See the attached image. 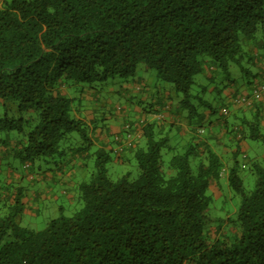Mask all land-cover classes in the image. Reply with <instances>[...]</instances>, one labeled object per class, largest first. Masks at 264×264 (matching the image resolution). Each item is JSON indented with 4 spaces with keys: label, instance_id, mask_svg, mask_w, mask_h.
<instances>
[{
    "label": "trees",
    "instance_id": "obj_1",
    "mask_svg": "<svg viewBox=\"0 0 264 264\" xmlns=\"http://www.w3.org/2000/svg\"><path fill=\"white\" fill-rule=\"evenodd\" d=\"M140 65L172 83L187 116L206 125L196 123L191 139L175 144L155 123L135 131L127 123L131 157L91 153L87 118L66 87L132 81ZM237 67L248 88L264 80V0H0V135H22L26 163L45 158L60 169L72 146L64 142L78 132L95 162L78 186L82 208L41 230L17 220L24 188L0 179V264H264V165L243 144L264 143V97L242 105L251 120L234 113L230 122V111L192 94L199 75L210 84L224 76V89L232 87ZM199 107L208 110L200 116ZM216 114L213 133L207 117ZM6 141L0 136V148ZM240 155L256 175L252 190L239 175ZM132 160L137 176H110L109 164ZM222 176L241 203L230 234L219 226L213 237L208 190Z\"/></svg>",
    "mask_w": 264,
    "mask_h": 264
},
{
    "label": "rangeland",
    "instance_id": "obj_2",
    "mask_svg": "<svg viewBox=\"0 0 264 264\" xmlns=\"http://www.w3.org/2000/svg\"><path fill=\"white\" fill-rule=\"evenodd\" d=\"M253 73H256V71ZM242 74V70L237 67L233 69L231 75V77L237 81L236 88L238 90H240V85L248 80L247 77H242ZM136 77L135 80L131 79L132 81H125L120 78L110 79L106 83L95 84L96 86H93V88L86 84L83 87H66L67 94H71L72 97L75 98L74 107L77 108L78 115L87 118L88 126L86 129V136L92 140V145L90 147L91 153L100 148V145L96 143V140L103 137L100 136L99 133L104 134L105 131H107L111 117L121 115L122 108L126 110L125 108L128 107L126 103H137L133 98L137 99L135 97L138 94L136 90L141 88L142 85L147 83L149 88L152 87V90L158 89L159 97L169 96L167 97L169 103L174 106H179V102L182 100V94L174 89L172 83L157 79L155 70L151 69L145 71L144 66L140 65L138 76ZM197 80L199 85H194V87H192V94L209 101L212 105L223 111V109H225L224 104L226 103L224 98H227L224 95V92L226 89L230 88L224 89V85L227 83L225 77L220 76L218 81L212 84L208 83L206 75H199ZM260 82L261 80H258L253 88ZM208 84L212 88L218 86L219 90H222L223 93L219 94L218 91L213 89L210 90ZM233 85H235V83H233ZM88 88H91V90ZM194 103L196 104L198 101L195 100ZM144 108L147 109L149 106L145 104ZM179 108L180 114L188 115V110L184 111L180 106ZM11 109L12 110L9 111L10 114H15L18 117L19 114L15 112L13 108ZM198 110L201 116L202 113L208 109L199 107ZM2 116L3 107H0V117ZM218 116L219 115L216 114L213 117L217 118ZM249 117L251 120L252 116ZM233 119L234 116L232 114L228 116L230 122H233ZM192 120L197 123V126H200L201 124L204 125L201 123L199 116H195V118L193 117ZM262 129V132L264 133V128ZM172 133L173 135L170 138L173 143L182 144V142L186 140L180 131L174 130ZM0 136L2 138H6L7 136L10 138V142L6 141L5 143V149H7L8 152L5 153L2 151L0 154V179L13 178L16 176H20V178L24 177L21 182H18L19 185L15 178L13 187H23L24 189H29L31 192L35 193H39L41 182L45 181L42 185L44 191L50 190V193L45 195L44 199L39 198L36 202L30 203V206H34L33 208L29 209L27 206L30 213L17 219L22 226L34 230H41L46 227L51 219L57 218L61 215L71 217L82 208L83 203L79 199L78 184L89 181L95 170L94 159L91 157H85L86 154L84 152L86 151L84 148L86 147V141L82 134L74 132L70 134L68 140L64 142L66 146L72 145L70 147L71 149L67 152L68 155H70V153H78L73 157L70 156L68 159L67 156L65 157L66 159H64L63 162L68 163V169L64 170V172L62 170L64 168L60 167L59 169L54 161L48 160L49 162H46L47 159L45 158L36 159L34 162L26 163L21 157L20 152L22 151V147L18 146V142L23 140L22 135L18 132L13 131L8 134L3 132ZM111 139L113 141L114 137L111 136ZM20 144H23V142ZM243 144L250 160H254L255 158L259 163L264 165V143L248 139ZM166 159L168 160L169 156L166 157ZM238 162L240 164L239 175L242 178L245 187L248 190H252L256 180L252 165L243 169L245 159L242 155L238 157ZM108 168L110 176L115 180L128 172H131L133 177L138 174V167L135 160L127 163H112L108 165ZM62 180L65 182L67 180L68 182L63 184V182H61ZM55 181L58 183H55ZM72 189H75L77 192L75 196L71 192ZM66 191L70 196L66 194ZM208 195L212 199L210 214L213 221L211 222L210 230L212 229L213 231V237L216 235L219 226H222V233L225 232L230 234L229 231L234 227L233 220L236 218L237 210L241 203V197L238 196L229 186L226 176H222L215 185L210 187ZM73 196L74 200L70 199Z\"/></svg>",
    "mask_w": 264,
    "mask_h": 264
},
{
    "label": "crops",
    "instance_id": "obj_3",
    "mask_svg": "<svg viewBox=\"0 0 264 264\" xmlns=\"http://www.w3.org/2000/svg\"><path fill=\"white\" fill-rule=\"evenodd\" d=\"M254 81L256 83L257 79H255ZM236 85L237 84L233 85L229 89H226L224 92V95L227 97L226 98L227 103L230 105V109H231V110L229 109L230 114L232 115L236 114L235 117H238V118L246 117L247 119H250L249 116H252L251 110H249L247 107L242 106L240 104H235L234 97L249 95L253 87L250 86V88H248L245 82H243L240 85V90H241L240 91L236 88ZM151 88L152 87L149 88L147 83L144 84L141 88L136 90L138 94L135 97L137 99L133 98L135 101H137V103L136 104L134 102L133 104L132 102L126 103L128 107L125 108L126 110L122 108L121 115L111 117L107 131H105L104 134L99 133V135L103 136L104 138L101 137V139L96 140V143L100 145L99 146L100 148H106V149L112 150L118 156L131 157L133 153V148L130 142L126 138V134H125L126 123H131L132 126L135 128L134 129L135 131L136 129L141 128L142 123L151 122L157 125L158 133L160 134L169 132L172 136L173 135L172 132L176 130V131H180L181 134L184 135L186 139L188 140L191 139L192 137L191 131L197 128L194 120H192V118L190 119V117H188L186 114H180V108H179L180 105L174 106L171 103H169L167 99V97L169 96L159 97L158 89L152 90ZM145 100L148 102H146ZM145 104H147L149 108L147 109L144 108ZM207 120H208V123L214 122L211 125L213 133L219 132L218 131L219 121H217V118L208 116ZM262 125L264 126V118L262 120ZM111 136L114 137L113 141L111 139ZM221 137L223 138L225 137L224 132H223V135L221 134ZM139 143L140 144L143 143L142 139H140ZM2 151H4L5 153L8 152V150L5 149V147L0 148V154ZM77 154L78 153L76 154L70 153V155H67V159L70 156L73 157ZM85 157H90V156L85 155ZM67 164L68 163H65L62 165V168H64L62 169L63 172L64 170L68 169ZM15 178L17 180V183L19 181L21 182L24 179V177L20 178V176H16L13 178H6L4 179V181L7 183H12L14 182ZM61 182H63L64 184V183H67L68 181L66 180L65 182L62 180ZM44 183L45 181L41 182V188L39 189V193L31 192V190L29 189H24L25 194H26V210L24 211L23 216L30 213L29 209L34 207V206H30V203L36 202L39 198L44 199V196L50 193V190L44 191V188L42 187ZM55 183H58V182L55 181ZM71 192L72 194H74V196L75 194H77L75 189H72ZM66 194L70 196V194L67 191H66ZM74 196L70 199L74 200ZM27 206L29 207V209H27Z\"/></svg>",
    "mask_w": 264,
    "mask_h": 264
},
{
    "label": "built area",
    "instance_id": "obj_4",
    "mask_svg": "<svg viewBox=\"0 0 264 264\" xmlns=\"http://www.w3.org/2000/svg\"><path fill=\"white\" fill-rule=\"evenodd\" d=\"M263 97H264V80L262 82H260L257 86H255L249 95L236 97L234 99V103L240 104V105H245V106H250L255 101L262 100ZM228 112H229L228 108H225L222 111L223 114H228ZM129 128H130L129 126H126L125 134H126V138L128 139V141L131 144V141H132L131 138H132L133 133L129 131Z\"/></svg>",
    "mask_w": 264,
    "mask_h": 264
}]
</instances>
